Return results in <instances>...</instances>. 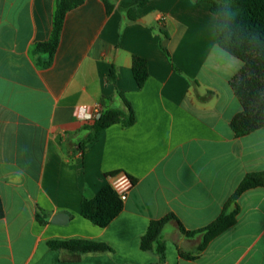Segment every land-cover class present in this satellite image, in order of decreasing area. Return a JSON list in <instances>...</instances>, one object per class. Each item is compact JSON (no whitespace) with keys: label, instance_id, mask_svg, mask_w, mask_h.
<instances>
[{"label":"crops","instance_id":"crops-1","mask_svg":"<svg viewBox=\"0 0 264 264\" xmlns=\"http://www.w3.org/2000/svg\"><path fill=\"white\" fill-rule=\"evenodd\" d=\"M111 1V14L103 0L72 10L43 67L48 55L34 50L52 35L57 0H0V264H264V188L229 205L248 174L264 172V128L238 137L231 127L243 109L231 80L244 63L219 46L211 4L150 0L128 22L119 6L133 0ZM134 56L148 62L142 88ZM119 93L136 123L89 142L94 121L78 120V109H124ZM113 172L136 182L102 228L82 215V202ZM234 212L235 223L202 250L205 233L180 231ZM60 214L66 224L52 222ZM170 215L161 262L141 241L152 221ZM76 239L112 251L50 246Z\"/></svg>","mask_w":264,"mask_h":264},{"label":"trees","instance_id":"trees-1","mask_svg":"<svg viewBox=\"0 0 264 264\" xmlns=\"http://www.w3.org/2000/svg\"><path fill=\"white\" fill-rule=\"evenodd\" d=\"M86 0H57L54 16V27L49 41L36 46L34 52L37 55H48L43 67L52 64L54 56L59 48L61 35L67 15L74 9L80 7ZM150 0H133L130 6H119L128 22L138 19L137 11L146 6ZM108 14L115 8L111 0H103ZM211 4L212 12L217 16V39L219 46L240 59L244 66L231 80V86L242 104V111L238 113L231 122V127L238 137L246 136L252 132L264 128V0H199ZM227 16L236 35L232 42L225 44L219 30L220 21ZM133 74L136 82L142 88L148 77L149 68L146 59L134 56ZM114 79V73L112 72ZM124 104V109L104 108L99 119L92 125L86 127L91 133L88 141L98 137L103 131L114 124L124 127L133 126L137 116L131 103L123 94H118ZM105 101V98H104ZM103 101V102H104ZM121 172H113L108 176L116 177ZM132 178V177H131ZM135 184V179L132 178ZM264 188V172L248 174L230 204L248 190ZM124 201L111 185L103 187L91 200L82 202V215L94 224L105 228L109 226L123 211ZM235 214L223 215L209 227L199 232H189L180 225L181 233L188 237L205 233V239L200 250L214 237L226 231L235 223ZM3 216L0 203V218ZM173 216H167L161 220L152 221L146 234L142 237L141 249L145 252H155L160 261L165 260V243L162 241V233ZM41 223H46L41 221ZM50 246L55 250H67L69 252L86 254L112 251L103 243L86 240L52 241ZM183 256V253L181 254Z\"/></svg>","mask_w":264,"mask_h":264},{"label":"built area","instance_id":"built-area-1","mask_svg":"<svg viewBox=\"0 0 264 264\" xmlns=\"http://www.w3.org/2000/svg\"><path fill=\"white\" fill-rule=\"evenodd\" d=\"M102 112L103 108L99 104L92 107L81 106L78 109L77 118L82 122H93L99 119ZM110 185L119 194L120 198L125 202L134 186V183L132 181V178L127 173H121L112 178Z\"/></svg>","mask_w":264,"mask_h":264},{"label":"clouds","instance_id":"clouds-1","mask_svg":"<svg viewBox=\"0 0 264 264\" xmlns=\"http://www.w3.org/2000/svg\"><path fill=\"white\" fill-rule=\"evenodd\" d=\"M219 30L221 37L226 45L231 43L233 36L236 35L232 29L231 22L227 16H225L220 21Z\"/></svg>","mask_w":264,"mask_h":264},{"label":"water","instance_id":"water-1","mask_svg":"<svg viewBox=\"0 0 264 264\" xmlns=\"http://www.w3.org/2000/svg\"><path fill=\"white\" fill-rule=\"evenodd\" d=\"M69 220V217L66 214H60L56 216L52 222L56 224H66Z\"/></svg>","mask_w":264,"mask_h":264}]
</instances>
